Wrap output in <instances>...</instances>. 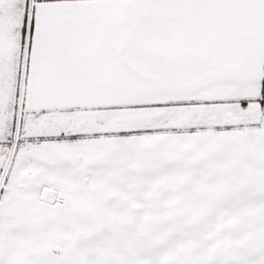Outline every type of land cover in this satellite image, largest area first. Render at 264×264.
Segmentation results:
<instances>
[{"label":"snow or ice","instance_id":"6c2138e0","mask_svg":"<svg viewBox=\"0 0 264 264\" xmlns=\"http://www.w3.org/2000/svg\"><path fill=\"white\" fill-rule=\"evenodd\" d=\"M0 264H264V0H0Z\"/></svg>","mask_w":264,"mask_h":264}]
</instances>
